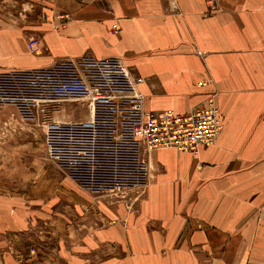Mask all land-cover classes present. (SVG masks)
<instances>
[{
	"label": "crops",
	"instance_id": "0c3cea01",
	"mask_svg": "<svg viewBox=\"0 0 264 264\" xmlns=\"http://www.w3.org/2000/svg\"><path fill=\"white\" fill-rule=\"evenodd\" d=\"M106 58L143 80L154 113L213 94L222 129L197 155L156 151L139 207L70 222L64 264H264V0H0V77ZM65 105L87 111L56 121L88 119L84 104ZM6 206L0 264H14L5 241L30 221Z\"/></svg>",
	"mask_w": 264,
	"mask_h": 264
},
{
	"label": "built area",
	"instance_id": "2783aa9c",
	"mask_svg": "<svg viewBox=\"0 0 264 264\" xmlns=\"http://www.w3.org/2000/svg\"><path fill=\"white\" fill-rule=\"evenodd\" d=\"M36 41L28 48L38 54ZM59 70L33 71L22 78L30 94L23 101L49 107L66 100L83 103L89 117L81 122H45V142L55 159L72 167L76 180L139 182L143 162L160 149L197 155L215 142L222 129L214 95L186 113L152 112L145 107L141 78L117 58L83 59ZM26 96V97H25Z\"/></svg>",
	"mask_w": 264,
	"mask_h": 264
},
{
	"label": "rangeland",
	"instance_id": "374dc122",
	"mask_svg": "<svg viewBox=\"0 0 264 264\" xmlns=\"http://www.w3.org/2000/svg\"><path fill=\"white\" fill-rule=\"evenodd\" d=\"M23 8L32 15L36 12L28 5ZM26 77H0V201L10 210L28 213L30 221L28 229L5 241L3 256L9 255L14 264H64L71 239L69 223L79 227L81 220H95L98 207L116 205L131 211L139 207L154 176L152 157L143 159L146 170L139 182L76 180L72 167L57 161L48 148L44 127L46 120L56 121L65 109L72 116H81L87 109L81 105L62 108L64 103L80 104L69 100L49 107L23 101L30 94L22 87Z\"/></svg>",
	"mask_w": 264,
	"mask_h": 264
}]
</instances>
